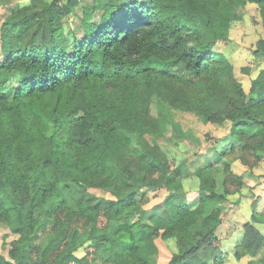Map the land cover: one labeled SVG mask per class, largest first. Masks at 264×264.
Wrapping results in <instances>:
<instances>
[{
    "label": "trees",
    "instance_id": "trees-1",
    "mask_svg": "<svg viewBox=\"0 0 264 264\" xmlns=\"http://www.w3.org/2000/svg\"><path fill=\"white\" fill-rule=\"evenodd\" d=\"M239 1L260 5L264 14V0ZM222 2L106 1L102 8L85 6L75 28L57 12L36 20L21 9L6 20L0 29V221L17 239L11 242L9 260L0 255V264H155L153 237L159 226L175 233L179 243L168 264H207L198 255L218 240L214 230L194 239L183 231L186 222V227L195 223L194 202H178L170 220L154 215L153 226L142 221L137 192L145 185L152 190L164 185L168 159L157 148L145 147L135 157L136 172L127 130L112 121L100 125L92 113L74 117L65 100L50 108L44 99H63L65 91L111 77L123 84L154 86L155 77L177 72L182 77L184 71L220 75L224 87L243 97L228 65L214 64L221 57L213 50L215 41H201L205 25L214 40L226 37L230 18L222 12ZM177 64L183 68L173 72ZM159 66L165 68L155 70ZM14 74L18 81L9 98L5 87ZM261 75L264 70L254 85L264 94ZM221 111L235 130L249 124L247 106H224ZM152 169L160 180L145 176ZM91 187L104 189L111 199L96 197L88 192ZM208 193L210 200L221 198L213 188ZM63 195L74 201L75 210L67 208ZM42 204L52 234L44 246L32 247L29 241L41 224L33 210ZM184 241H191L190 249ZM88 248L92 257L79 255Z\"/></svg>",
    "mask_w": 264,
    "mask_h": 264
},
{
    "label": "rangeland",
    "instance_id": "rangeland-1",
    "mask_svg": "<svg viewBox=\"0 0 264 264\" xmlns=\"http://www.w3.org/2000/svg\"><path fill=\"white\" fill-rule=\"evenodd\" d=\"M97 1L99 3L94 0H0V29L21 9L36 20L57 12L64 22L75 28L85 6L102 8L106 1L126 3L128 0ZM68 4L72 8H67ZM221 10L230 18L226 37L214 40L205 25L201 28V41H215L213 50L221 57L214 64L228 65L232 77L241 86L243 97H236L230 88L224 87L220 75H211L208 71L200 75L184 71L182 77H178V72L154 76V86L132 81L123 84L111 77L96 81L88 86L90 88L65 91L63 99L48 96L44 100L50 108L65 100L67 110L74 117L92 113L100 125L112 121L127 130L124 135L129 141V151L134 153L129 155L131 169L136 172L139 165L135 157L142 154L145 147L157 148L168 159L164 185L153 190L145 185L137 192L136 201L144 210L143 222L153 226L154 215L170 220L174 205L194 202L195 223L186 227V222L185 234L194 239L214 230L218 237L216 243L200 249L198 256L203 262L264 264V94L254 85L264 70L261 54L264 14L260 5L239 0H223ZM147 42L152 44L150 40ZM174 66L173 72L183 68L178 64ZM162 68L165 66L155 70ZM17 81L18 76L14 74L5 87L9 98ZM224 106L239 110L247 106L249 124L235 130L232 122L221 114ZM198 108L211 109L215 114L204 115ZM29 126H32L31 122ZM83 166L88 167L86 163ZM145 176L160 180L159 173L153 169L146 171ZM210 188L221 198L210 200ZM88 192L101 199H111L109 192L99 187L88 188ZM64 200L68 209H76L74 201L67 195ZM213 214L219 220L217 225ZM33 216L41 224L29 244L42 247L51 237L52 223L45 216L43 204L34 208ZM125 217L130 216L125 214ZM155 234L154 263L168 264L172 255L179 252L177 236L160 226ZM16 239L17 235L0 221V255L9 260L11 242ZM191 241H184L187 249H190ZM92 251V248L84 249L79 255L86 252L90 258ZM31 255L36 256L35 253Z\"/></svg>",
    "mask_w": 264,
    "mask_h": 264
}]
</instances>
